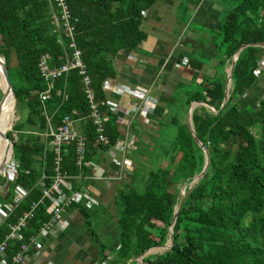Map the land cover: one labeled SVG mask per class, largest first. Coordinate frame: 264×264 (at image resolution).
I'll return each mask as SVG.
<instances>
[{
  "label": "trees",
  "instance_id": "16d2710c",
  "mask_svg": "<svg viewBox=\"0 0 264 264\" xmlns=\"http://www.w3.org/2000/svg\"><path fill=\"white\" fill-rule=\"evenodd\" d=\"M157 1L67 0L72 15L78 18L76 45L82 50L99 110L107 116L108 141L99 143L78 69L54 80L48 100L43 102L40 98L39 93L47 88L38 66L42 55L48 53L51 66H60L66 60V51H71L67 47L68 38L54 31L49 0H0V55L9 70L16 105L27 108L26 118L16 122L6 134L9 137L17 132L13 148L20 173L15 183L34 187L10 221L30 208L32 201L40 199L41 190L35 184L43 166L46 173H54L53 149L48 148L43 159L46 146L41 133L47 128L45 112L51 116L55 128L65 115L79 120L87 139V158L94 161L124 136L118 114L107 106L109 97L102 86L107 78L115 75V56L120 51L136 49L146 39L143 15ZM230 2L220 31V45L225 44L223 54L210 60L204 79L194 82L191 89L184 87L183 96L176 93L180 88L175 91L170 102L175 103L176 109L182 101L179 106L185 108L182 117L176 115L165 120L167 113L160 119L153 117L160 120L158 125L162 129L167 124L173 127L169 133L171 138L164 145L157 143L159 148L153 147L147 142L148 137L145 136L146 142L139 137L138 154L130 158L131 173L121 181L123 189L116 195L122 204L113 221L117 245L97 240L98 251L90 258L93 262L136 264L135 258L147 249L166 244L179 202L178 186L190 183L205 164V152L196 142L187 119L190 104L199 101L210 105L199 104L192 113L195 133L209 153L208 166L182 204L174 224L171 248L148 254L144 261L149 264H264V98L253 104L240 102L257 82L255 70L264 59L263 47L248 45L240 51L229 98L220 113L212 110H218L224 99L227 60L232 59L242 44L264 41V0ZM139 121L137 125L132 122V131L138 130L136 126L149 128L147 123ZM19 133L22 134L20 142ZM64 146L68 152L63 154V171L86 175L88 168L76 164L75 146L71 143ZM141 156L148 161L149 168ZM49 202L44 200L36 208L24 231L26 237L36 233L48 219ZM75 208L91 224L87 208L73 205L68 210ZM91 232L96 236L93 229Z\"/></svg>",
  "mask_w": 264,
  "mask_h": 264
},
{
  "label": "crops",
  "instance_id": "0c3cea01",
  "mask_svg": "<svg viewBox=\"0 0 264 264\" xmlns=\"http://www.w3.org/2000/svg\"><path fill=\"white\" fill-rule=\"evenodd\" d=\"M230 3V0H159L145 11L142 28L147 34L146 39L136 49L120 51L114 58L115 75L110 79L123 84L128 91L123 94L107 91L109 100L123 108L119 113L121 128L125 127L123 121L129 119L125 111L127 103L140 100L134 95L136 86L148 88L154 98L150 121L155 123V128L158 126L157 119L167 113L166 105L175 91L204 79L210 60L224 52L220 51L222 45L215 39V34L221 31L222 14L226 7L231 6ZM231 60H227L224 67L226 83ZM262 98L264 67L256 84L240 102L248 103L249 99L256 102ZM74 126L75 131L82 134L79 120H76ZM131 133L134 137L132 130ZM114 155L110 150L101 152L95 165L88 168L81 181L88 185L100 202L106 193L117 190L118 168L112 162ZM67 217L70 221L67 229L47 238L37 250L38 253L23 264H74L70 262V256L80 252L84 257H90L86 236L78 235L75 229L76 224L84 218L83 215L75 208L69 211Z\"/></svg>",
  "mask_w": 264,
  "mask_h": 264
},
{
  "label": "built area",
  "instance_id": "2783aa9c",
  "mask_svg": "<svg viewBox=\"0 0 264 264\" xmlns=\"http://www.w3.org/2000/svg\"><path fill=\"white\" fill-rule=\"evenodd\" d=\"M51 7L52 23L54 31L64 38H68V50L66 51V60L60 66H51V56L48 53L42 55L39 61V71L41 77L47 82V88L42 90L40 94L41 100L44 102L51 97L54 88L55 79L67 75L73 69H78L83 77L85 85V94L90 106V114L93 124L96 126L97 139L99 143H106L108 140L105 134V122L107 116L103 115L95 94L91 88V78L86 71L85 63L82 59V50L77 47L75 42V23L78 20L70 11L67 0H49ZM264 67V60H260L255 73L259 75ZM103 90L111 93L123 94L128 88L123 84L107 78L103 83ZM134 95L139 97L138 102H128L125 111L129 115V119L124 120L125 127H122L124 136L119 138L116 143L110 147V151L116 155L112 157V162L118 168L117 178L120 179L123 167L126 164L125 156L131 147V124L136 115L141 114L145 117L144 122H150V116L154 111V98L150 94V90L143 86H136ZM64 98L67 96L64 94ZM109 109L118 114V122L120 123V112L123 111L122 106L111 100L107 101ZM47 128L41 133L45 143L43 159H45L48 148L53 149L54 173L52 175L46 173L45 167L37 183L35 184L41 190L39 200L32 201L30 208L24 210L18 215L15 221H10L15 210L30 195V191L34 187H28L22 183H15L20 173L19 161L15 156L14 148L10 151L8 159L4 165L0 167V264H23L30 257H34L38 253V249L44 244L45 240L53 236L58 231H65L70 225L67 217L69 208L73 205H84L91 207L98 203L97 197L90 188L82 184L86 175L80 173L76 175L63 171L62 159L63 154L68 152V147L64 145L73 144L76 151V164L83 168H91L95 165V161L87 158V139L84 134L75 131V122L70 115H65L62 122L55 128L51 122V116L46 114ZM12 130V128H11ZM12 139V138H11ZM17 141V132H14V139ZM130 142V143H129ZM25 172L28 173V170ZM50 180V181H49ZM49 200L47 206L48 219L42 222L36 233L26 237L25 229L28 221L34 217L35 210L44 200ZM18 244L16 247L15 244Z\"/></svg>",
  "mask_w": 264,
  "mask_h": 264
},
{
  "label": "rangeland",
  "instance_id": "374dc122",
  "mask_svg": "<svg viewBox=\"0 0 264 264\" xmlns=\"http://www.w3.org/2000/svg\"><path fill=\"white\" fill-rule=\"evenodd\" d=\"M225 16V12H223L222 14V18L224 19ZM215 39L219 40V43H221V39L222 36L221 34H215ZM225 48V44H223L219 49L220 51L224 50ZM194 85V84H193ZM192 85H188V89H191L193 87H191ZM180 89L177 90L176 93H180V95L184 92L183 90L185 89L184 86L183 88L179 87ZM2 96V89L0 88V98ZM183 96V95H181ZM1 100V99H0ZM16 100V98H15ZM249 101L251 102V104L253 103H258L259 101L253 102L252 99H249ZM242 103H246V102H242ZM182 101L178 102L177 107L175 109V103L170 102L168 105H166L167 107V116L165 117V120H169L171 119V117L174 116H179L182 117V115L184 114L185 108H180L179 106H181ZM191 105V104H190ZM5 108V107H4ZM190 108V106H189ZM188 108V111H189ZM27 116V108L24 105H16V101H15V105H14V109H13V118L11 121V125L10 128L6 131H10L11 128L13 127V125L20 121L25 119ZM151 119V116L149 117ZM136 119V117H135ZM134 119V120H135ZM187 119H188V112H187ZM145 121V117L142 116L141 114L137 115V119L134 121V123H138V121ZM139 121V122H140ZM157 122H160V120H157ZM146 123V122H145ZM147 124L149 125L148 127H143V126H136V129L133 130V134L134 137L131 136V143H130V148L128 149L126 156H125V162L126 164L123 167V172L120 174L121 178L117 179V190H115V192L113 193H106V197L104 198V200L102 202H100L98 200V203L96 205H93L91 207H86L87 211L89 213V220L91 222V224H89L86 219L82 218L75 226L76 231L81 235H85L87 238V245H88V249L87 252L89 254V256L91 257L93 255V252H97L98 251V244L99 241L97 240H101L105 243H109L110 246H116V241H117V228L115 226V224L113 223L114 221V216H116V212L117 210L120 211V209L122 208V204L120 202V200L117 198V191L119 192L121 189H123V183L121 181H123L126 178V174L131 173V168L129 166L132 167V160L130 159L131 157H133L132 155H135L136 149H137V145H138V140L139 137L140 139H142L143 141L146 142V138H147V142H150V144H152V146L159 148V146L156 144H160V145H164L165 142L171 138V135L169 134L170 131H172L173 127L169 124H167V126L163 127H159V125L157 127L154 128L155 123L152 121H150L149 123L147 122ZM148 128V129H147ZM16 132V131H14ZM14 132L11 133V135H9L10 138L14 139ZM146 136V138H145ZM18 141H22V134H18ZM161 142V143H159ZM152 151V149H151ZM153 153L155 152L154 150L152 151ZM138 154V153H137ZM16 155V154H15ZM142 158V156H141ZM130 160V161H129ZM143 163L145 164V166L147 168H149V163L147 160H145L144 158H142ZM83 184V183H82ZM84 185V184H83ZM85 186L88 187L87 184H85ZM190 186V183L185 182L181 185H179V195L181 193V190L186 192V189ZM89 188V187H88ZM2 199V197L0 196V200ZM103 199V198H102ZM88 227H91L90 229H87ZM92 229L96 232V236L91 235V231ZM116 238V239H115ZM96 240V241H95ZM86 248V247H85ZM108 252L110 250H107ZM75 251H73L72 253H74ZM163 250H158L155 252H151L149 254H157V253H162ZM77 255L80 257V259L77 257ZM90 257H87V255L84 257V255L80 252V253H76L70 256V262L72 261L74 264H79L80 261L82 262V264H98L97 261L93 262ZM68 261V259H67ZM102 264H106V262L104 260H101ZM130 264H134L132 261L130 262ZM137 264V263H136Z\"/></svg>",
  "mask_w": 264,
  "mask_h": 264
},
{
  "label": "water",
  "instance_id": "95a60500",
  "mask_svg": "<svg viewBox=\"0 0 264 264\" xmlns=\"http://www.w3.org/2000/svg\"><path fill=\"white\" fill-rule=\"evenodd\" d=\"M248 45H251V46H259V47H263L264 48V41L262 42H250V43H246V44H242L235 52L234 54L232 55V60H231V65H230V68H229V72H228V80H227V83H226V87H225V95H224V99H223V102L220 106V108L218 110H215L213 107V111L217 112V113H220L221 110L224 108V105L226 104L228 98H229V94H230V88H231V85H232V74H233V69L235 67V64H236V60L238 58V55L240 53V51L248 46ZM0 72H1V75H2V79L6 85V89L5 90H2V97H1V100H0V119H1V115H2V112H3V109L6 105V102L8 100V98L12 95L15 97V92H14V87H13V84L10 80V75H9V70H8V67L5 63V59L3 56L0 55ZM16 98V97H15ZM199 104H205L206 106H210L208 105L207 103H203V102H199V101H193L190 105V108H189V111H188V123H189V126H190V129H191V132L196 140V142L198 143V145L204 150L205 152V164H204V167L202 169V171L197 175L195 176V178L190 182V186L188 187L187 191L184 192L181 190V193L179 195V202H178V205L175 207V211H174V214H173V217H172V220H171V224L169 226V230H168V236H169V239L167 240L166 244L164 245H161V246H156V247H151L149 249H147L145 252H143L141 255H139L138 257L135 258V261L137 264H149L148 262L144 261V257L146 255L149 254V251L153 248H157V247H162V248H166L165 250L171 248V246L173 245V242H174V238H173V228H174V224H175V221L177 219V216H178V213L182 207V204L187 196V194L191 191L193 185L195 183H197L199 181V179L203 176L207 166H208V163H209V153H208V150L207 148L205 147V145L198 139L196 133H195V130H194V126H193V120H192V113H193V110L194 108L199 105ZM0 138L2 139H5L6 143H7V146H8V150H9V154H10V151L12 150L13 148V142H12V139L10 137L7 136L6 132H3L0 130ZM7 160V158L3 159L1 162H0V167L4 165L5 161ZM170 241V242H168ZM163 250V251H165Z\"/></svg>",
  "mask_w": 264,
  "mask_h": 264
},
{
  "label": "bare ground",
  "instance_id": "6f19581e",
  "mask_svg": "<svg viewBox=\"0 0 264 264\" xmlns=\"http://www.w3.org/2000/svg\"><path fill=\"white\" fill-rule=\"evenodd\" d=\"M0 88L2 90L6 89V85L2 79L1 72H0ZM15 101H16L15 97L11 95L6 102L5 108L3 109L0 119V130L3 132H6L10 128L11 121L13 118V109H14ZM7 157H9V150L7 143L5 139L0 138V162ZM165 249L166 248L158 247L156 249L150 250L149 253L158 250H165Z\"/></svg>",
  "mask_w": 264,
  "mask_h": 264
},
{
  "label": "clouds",
  "instance_id": "9594fccd",
  "mask_svg": "<svg viewBox=\"0 0 264 264\" xmlns=\"http://www.w3.org/2000/svg\"><path fill=\"white\" fill-rule=\"evenodd\" d=\"M83 134V133H82Z\"/></svg>",
  "mask_w": 264,
  "mask_h": 264
}]
</instances>
